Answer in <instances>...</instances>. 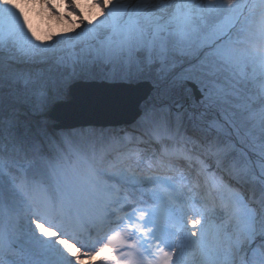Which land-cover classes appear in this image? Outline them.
<instances>
[{"label":"snow or ice","instance_id":"1","mask_svg":"<svg viewBox=\"0 0 264 264\" xmlns=\"http://www.w3.org/2000/svg\"><path fill=\"white\" fill-rule=\"evenodd\" d=\"M28 8L39 9V26ZM70 62L61 83L74 100L77 65L98 69L105 83L130 80L133 67L159 66L206 110L233 97L264 125V0H0V86L31 88L43 102L41 66ZM161 111L149 104L137 117L150 121L153 143L163 148L155 166L139 170L150 177L115 195L96 182L85 199L57 202L21 164L42 160L40 144L0 140V177L15 173L9 195L25 199L27 244L10 258L0 230V264H264V151L252 168L251 157L222 139V113L201 128ZM74 217L78 230L69 224Z\"/></svg>","mask_w":264,"mask_h":264},{"label":"rangeland","instance_id":"2","mask_svg":"<svg viewBox=\"0 0 264 264\" xmlns=\"http://www.w3.org/2000/svg\"><path fill=\"white\" fill-rule=\"evenodd\" d=\"M57 2H59V0H57ZM15 6V4L13 5ZM64 10V9H63ZM28 13H30V19L32 20L33 24L37 25L40 23L39 19H38V15H39V9H36L35 14H33V10L31 8L27 9ZM23 12V10H22ZM61 27L62 30V26ZM78 55L82 56V57H86L88 54L87 53H79ZM81 70V67L79 65H77ZM76 66V68H77ZM66 69H68L69 71H71V62H70V66L69 67H65ZM134 70H132L131 75L132 78L128 81H126L127 83H134L138 81V76L140 74V70H137L135 67H133ZM56 69V68H55ZM47 72H50L52 69L51 68H46ZM54 70H52L53 72ZM60 71V70H57ZM56 71V81H48L46 79V77L48 76L46 71H44V75L42 77H40L41 81L46 80L48 83V88H49V95L47 97L46 100H44L43 102H41L32 92L31 88L25 89V88H21L18 84H13L11 81H5L3 86H0V115H4L6 113H8L9 110H12V114L10 116H12V126L14 129V134L12 136V138H9L10 140H12L13 142H15V145L22 147L23 149H28L30 147L29 145V141L28 138L26 139V135L28 132L31 133V130L33 129V125H36L38 122L42 123V121H47V122H53L51 121L49 118H47L48 116H46V113L52 108V106L54 105V103H56L57 101L66 99L68 94H69V90L67 88L64 87V85L61 83V77L64 76L63 73L57 72ZM83 73H86L84 71H82ZM89 72V71H87ZM167 91H168V95H170L172 98H170L169 101H167L166 103L164 102V100H160L158 101L161 105H165L164 108L167 111V117H169L170 112H171V105L173 104H180L182 106H195L196 101L194 100H190L189 96L190 94L185 92L179 84V81H175V82H171L169 84L166 85ZM150 98V97H149ZM156 102V100L150 99L149 102L144 101L142 102V106L143 108L146 105H154ZM226 102H229L227 104H224ZM240 103V101L235 100V98L233 97H228L227 101L223 102V106H230V108L232 110H235L236 114L234 115L233 119V123L236 125V128L233 129L234 132L235 130H237L240 134L242 133H249L250 136L253 137L252 140V144H254L255 146V140L258 141V144L261 146V151H264V125H261L259 122L257 121H253L252 119H249L247 116L246 112H243L240 108L234 107V105ZM217 106V105H215ZM16 109H24L22 111H16ZM209 116V120H211L213 118V116H215V114H208ZM212 117V118H210ZM135 123V122H134ZM192 122L188 121V126H190ZM54 124V122H53ZM137 126L136 132H130V131H124L122 130V138L123 140H125V142L127 141V145L126 143H123L122 146V150L120 151V157L119 160H117L116 162L112 163L113 166L118 167L115 170H119L121 168L124 169L126 168L125 165L127 164L124 159L125 156L129 153H136L138 152L139 155L137 156L138 159L136 158V156H132L131 160L134 159V161H139L140 158V154L143 153V151H147L149 149H152V161L156 162L158 161V151L159 149L161 150L162 146L161 145H157L155 143H153V137H152V141L150 139L148 140H140V134L139 132L144 131V127L142 125V123L140 121H138L137 123H135ZM226 125V124H225ZM130 126V125H129ZM132 126V125H131ZM53 128V126H52ZM123 128V127H122ZM82 131L81 133L79 132L78 129H73L76 130V132H74V136L75 138H67L66 140V146H64L60 152H59V158L57 159L58 161V165L62 166L63 168H65L66 172L68 173L69 177L73 180L75 186L78 189H81L83 191H86L88 189H91L92 187L95 189L96 188V182H100L103 185L106 183V179H105V174H112L114 170H111V168L113 169L112 166L107 165L105 166L103 169L102 166H99V162H100V157H99V153L100 152V147L99 143L96 141V139L94 138V135L99 134L101 136L104 137V140L107 138L110 139L111 134H110V130L107 129V127L105 129H103V131L99 132L100 129L102 128H97V127H87V128H81ZM124 129V128H123ZM114 133L115 134H119V132L117 130H120V126L119 127H115L113 128ZM230 130V129H229ZM55 131V129H54ZM110 136H109V135ZM125 134V135H124ZM216 135L215 133H212L211 136ZM79 136L80 139H82V145H80V147L82 148L83 145L86 146V151L87 150H95L94 152V157L92 158V162H90V160H88V158H86V155L84 152H80L77 147L75 146V142L74 139H77ZM110 138H109V137ZM152 136V135H151ZM232 137L231 134L228 132L227 129L222 130V139H224L225 141L228 142V138ZM231 139V138H230ZM107 140L105 141V143L107 142ZM98 143V144H97ZM153 143V144H152ZM138 146V147H137ZM100 148V149H99ZM138 148V150H137ZM259 148V147H258ZM70 149H73L76 154L78 155L79 159L81 161H83V163L87 164V167L84 170H80V168L77 166V163H70L68 156L71 153ZM107 151V150H106ZM238 155H241L242 157H248L246 154L244 155L243 153H241V151L236 150ZM256 153V149L253 150ZM103 152V151H102ZM259 154V153H258ZM21 156L23 157V152L21 153ZM105 160L109 161L110 158L109 156H104ZM123 158V159H122ZM126 160V159H125ZM29 161V159H23L21 160V164L23 165V167H25V169H27V177L31 182L36 183L32 178L33 175H31V169L34 165L35 160H31L30 164H27ZM127 162L129 160H126ZM135 162V163H136ZM252 168L256 167V163L251 165ZM122 172H125L126 170H124ZM128 169V168H126ZM119 175L115 176L116 179H119V181H122L121 178V171L119 170L118 172ZM129 179L130 176H135L136 180L142 179L140 174H128ZM13 176V175H12ZM121 179V180H120ZM124 179V178H123ZM127 179V178H126ZM125 179V180H126ZM9 181L7 183V180L5 178V176L3 175L2 177H0V189H5L7 190V194L9 195ZM106 188V187H105ZM11 198L14 199L16 205L18 206V208H14L13 207V211H12V226H13V239L19 238L18 242L22 239H24L23 234H22V228H23V224H24V220H25V214H24V208L26 207L25 204V199L23 198L22 195L17 194V195H9ZM67 247H69V249L72 248L71 245H67ZM15 256L16 253H14Z\"/></svg>","mask_w":264,"mask_h":264},{"label":"bare ground","instance_id":"3","mask_svg":"<svg viewBox=\"0 0 264 264\" xmlns=\"http://www.w3.org/2000/svg\"><path fill=\"white\" fill-rule=\"evenodd\" d=\"M166 113L167 111L165 109L164 111L159 112L158 115L175 123L176 119L167 117ZM183 124L187 126L185 118H183ZM52 126L53 125L47 121H42V123L38 122L36 125H33L31 133L28 132L26 135V139L28 138L29 145L38 142L43 151L42 160L39 163L35 161L34 167H32L31 169V175H33L32 179L36 183L46 188L51 197L57 202L66 199H71L73 201L83 200L89 195L90 192H93L95 189L93 187L86 191L78 189L75 186L73 180L69 177L65 168L58 165L57 161V159L59 158L60 150L64 146H66L67 138H75L73 134L74 132H76V130H73L72 128H66L60 131H54L55 128H52ZM136 128L137 126L132 124V126L128 127L127 130L130 132H134ZM103 129L105 128L100 129L99 132L103 131ZM78 130L81 133L82 129L78 128ZM94 138L99 143L98 147L101 148L105 143L104 137L96 134L94 135ZM82 141L83 140L78 136L77 139H74L75 146L80 152H84L86 158H88V160L92 162L95 150L86 151L85 145H83L81 148L80 145H82ZM151 156L152 155L148 151H143V153L140 154L139 161L136 162L134 161V159L129 160L128 164H126V167L129 169L137 170L139 172L137 174H140L142 179H147L151 174H142L139 170L146 168L149 163H151L153 166L156 165V162H153L151 160ZM136 158L138 159L137 156ZM105 179L106 183L104 184V187L110 190L113 195L124 191H133V182H125L124 180L116 181L113 177V174L110 173L105 174ZM2 190L4 194L3 196H0V230L6 231L8 214L12 215L13 207L18 208V206L16 205L14 199L6 193L7 190ZM69 224L70 226L77 227L76 218L74 217L71 221H69ZM18 239L19 238L12 239L14 244L13 242H10L11 247L14 246L16 250L25 249L27 247L25 239H22V241L20 240L19 242Z\"/></svg>","mask_w":264,"mask_h":264},{"label":"water","instance_id":"4","mask_svg":"<svg viewBox=\"0 0 264 264\" xmlns=\"http://www.w3.org/2000/svg\"><path fill=\"white\" fill-rule=\"evenodd\" d=\"M80 99L69 93L68 101L56 103L49 117L57 127H73L86 124H117L120 120H132L141 111V104L151 93L148 82L105 83L79 81Z\"/></svg>","mask_w":264,"mask_h":264},{"label":"trees","instance_id":"5","mask_svg":"<svg viewBox=\"0 0 264 264\" xmlns=\"http://www.w3.org/2000/svg\"><path fill=\"white\" fill-rule=\"evenodd\" d=\"M41 67H43V69H44V71H46V73L48 74V75H50L51 77H54V75L56 74V67L55 66H52L51 67V69L52 70H54L55 72H52V70L50 71V72H47V70H46V68H48L49 66L48 65H43V66H41ZM155 73H151L150 75H151V77L154 79V77H157V78H155V79H158V74L156 73V70H153ZM68 72V71H67ZM77 73L79 74L78 75V77H77V79L76 80H80V79H89V77H87V76H82L81 75V73L79 72V71H77ZM168 75L169 76H172L173 74L172 73H168ZM91 76H92V74H91ZM92 80L93 79H97V75L95 74V75H93L92 77ZM162 79H165V77L163 76V77H161ZM90 80V79H89ZM75 81V80H74ZM162 82H164L163 80H162ZM227 103H229V102H226V103H224V104H227ZM223 104V103H222ZM204 109V112L206 111V109H205V106L203 105V104H200V105H198L197 106V111H199L200 112V109ZM222 108L224 109V112H226L227 113V115H229L231 112L233 113V111H232V109L230 108V106L228 105V106H223L222 105ZM200 114V113H199ZM1 120H0V127H2V126H4L5 128H3L2 130H1V133L2 134H0V140H3V141H5L7 138H8V132L11 130V118H10V120L8 119V117L6 118H4L3 119V117H1L0 118ZM2 119L4 120V122L2 121ZM197 121H201L202 123H205L204 121H206V115H204L203 117H202V119L200 120V118H199V120L197 119ZM2 123H4V124H2ZM243 135H247V137H241V138H239V140H242L244 143H246V140L248 141V142H251L252 140H253V137L252 136H250V134H243ZM116 143V142H115ZM114 143V144H115ZM247 144V143H246ZM248 145V144H247ZM255 146H256V150H257V154L258 153H261L262 151H261V146L258 144V141L257 140H255ZM247 147V146H246ZM249 147L251 148V145H249ZM259 147V148H258Z\"/></svg>","mask_w":264,"mask_h":264},{"label":"clouds","instance_id":"6","mask_svg":"<svg viewBox=\"0 0 264 264\" xmlns=\"http://www.w3.org/2000/svg\"><path fill=\"white\" fill-rule=\"evenodd\" d=\"M37 26H39V24H37Z\"/></svg>","mask_w":264,"mask_h":264}]
</instances>
